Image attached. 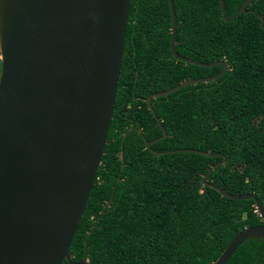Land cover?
Segmentation results:
<instances>
[{
	"label": "trees",
	"instance_id": "trees-1",
	"mask_svg": "<svg viewBox=\"0 0 264 264\" xmlns=\"http://www.w3.org/2000/svg\"><path fill=\"white\" fill-rule=\"evenodd\" d=\"M223 1L231 18L244 0ZM173 2L176 52L225 61L227 70L152 98L167 136L146 148L162 134L147 96L222 67L173 56L168 0L130 1L107 142L69 247L75 261L87 240L88 264H212L239 231L261 222L253 198H227L201 179L224 157L206 181L230 194H255L264 206V27L257 16L264 25V0L230 21L219 0ZM226 264H264V238L245 240Z\"/></svg>",
	"mask_w": 264,
	"mask_h": 264
},
{
	"label": "water",
	"instance_id": "water-1",
	"mask_svg": "<svg viewBox=\"0 0 264 264\" xmlns=\"http://www.w3.org/2000/svg\"><path fill=\"white\" fill-rule=\"evenodd\" d=\"M130 1L0 0V264H88L87 240L80 261L69 247L107 142ZM253 1L244 0L227 18L219 0L223 19L252 11L246 6ZM168 2L173 56L222 68L147 96L162 134L145 141L146 148L167 136L152 98L215 80L227 70L225 61L200 62L176 52V11L173 0ZM257 16L264 27L262 15ZM224 161L212 165L201 184L227 198H253L261 222L239 231L212 264H226L245 240L264 238V206L255 194H230L206 181Z\"/></svg>",
	"mask_w": 264,
	"mask_h": 264
}]
</instances>
